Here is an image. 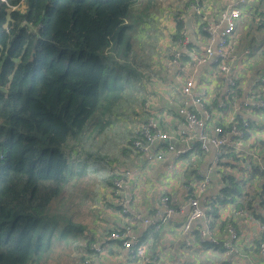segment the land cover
I'll return each mask as SVG.
<instances>
[{"label": "trees", "instance_id": "obj_1", "mask_svg": "<svg viewBox=\"0 0 264 264\" xmlns=\"http://www.w3.org/2000/svg\"><path fill=\"white\" fill-rule=\"evenodd\" d=\"M139 1L0 0V264H27L39 250L44 214L75 173L64 148L87 131L99 106L116 103L135 88L145 91V99L152 73L148 64L141 73L138 61L130 59L134 56L130 34L141 33L144 40V30L151 27L147 22L156 16L147 5L138 8ZM263 7L249 6L252 13L247 14L255 23ZM176 16L174 42L183 28L179 11ZM152 33L147 34L157 44ZM135 121V133L130 129L125 136L127 145L120 157L137 152L132 140L139 136L142 121ZM82 166L79 175L87 163ZM252 168L251 179L264 177L259 163ZM112 179L107 172L109 203L119 210L112 204ZM194 180L185 183L190 194ZM245 181L224 176L225 186L209 203L215 209L212 228L221 217L215 204L253 208L254 216L262 218L258 207L264 208V182L249 196ZM227 223L221 219L219 226ZM150 230L158 234L155 227ZM80 261L83 264V258Z\"/></svg>", "mask_w": 264, "mask_h": 264}, {"label": "crops", "instance_id": "obj_2", "mask_svg": "<svg viewBox=\"0 0 264 264\" xmlns=\"http://www.w3.org/2000/svg\"><path fill=\"white\" fill-rule=\"evenodd\" d=\"M199 1L202 4H198V10L191 7V4L185 6L186 9L178 7L183 28L175 39L177 40L182 33L189 39V44L185 47L187 55L184 59L186 64L184 74L179 73L171 61V56L176 49V40L174 42L173 35L178 33L176 30L178 20L174 11L164 23L167 25V30L162 37L156 31L153 35L154 38L159 39V42L153 58L154 64L151 67L152 75L148 90H146L147 96L143 104L145 114L140 115V119L142 118L143 122L149 118L155 119L160 128L173 137L170 143L156 141L152 145L151 153L161 151L164 154L163 159L148 161L145 154L132 151L126 155L124 162L127 163L121 164L134 173L132 182L125 187V196L130 211L129 217L133 216L137 219L132 226L133 234L135 237H139L148 253L156 259L157 264H264V251L257 247L258 242L264 241L262 237L264 230H261L260 227L261 224L264 225V208L259 209L257 206L258 213L263 219L255 218V221H250L238 214L240 207H236L234 204H215L221 217L211 230L213 235L220 240V244L201 241L200 230L207 226L206 221L202 218L195 220L189 230H184L190 195L186 188L187 184H185L187 181L190 183L192 179L200 180L202 176L208 177L209 185L199 197L204 208L217 197L218 192L225 186L224 176L231 175L236 181H252L256 190H259V185L264 182V177L251 179L253 164L254 162L258 163L257 154L261 161H264V109L251 110L239 106L240 102L253 94L260 93L264 97V84L256 86L259 80L264 78V58H258L257 55L264 45V29L259 27L252 16L247 14L252 13L249 6L264 4V1L246 0L241 2L243 19L246 23L251 22L253 26L247 36L243 38L238 29L242 17L238 19L236 26L238 48L235 52V59L230 62V67L231 75L240 81L239 90L236 89L237 98L235 101L233 103L228 101L224 108H218V103L225 94L226 81L221 76L212 75L214 66L212 60L197 69L192 67V62L208 43V36L200 30V25L218 21L220 12L235 0ZM159 45H161L160 48ZM246 49L249 50V53L245 52ZM187 80L193 83L191 88L193 93L201 90L208 92V107L215 114L217 121L226 124L230 120L234 121L241 117H249L251 121L248 137L244 141H237L232 146L226 145L222 149L225 156L218 164L214 162L213 150L204 152L199 148V143L194 138L187 139L179 134L180 128L186 124V117L179 109L185 104L184 99H190L183 88ZM193 111L203 116V113L196 107ZM212 127V122H208L205 129L212 132ZM194 130L198 131L199 129L195 128ZM257 140H260L261 143H257ZM170 145L174 146L173 150L169 148ZM178 150L184 152L177 158L176 151ZM239 152H242L243 155L239 156ZM245 153H253L252 160V155L247 159L244 156ZM110 164L113 163L110 161L106 167L109 174ZM228 168L232 171L231 173L228 172ZM232 168H240L243 171V176L237 177ZM165 189L167 191L162 192ZM165 194L169 195L170 204L175 207V212L166 218H164L166 211L162 199ZM113 203L118 206L116 201L112 200ZM252 209L251 211L254 210ZM109 210L101 211L100 209L96 213V216L100 214L99 220H94V225L91 228L80 226L76 228L74 236L79 240V244L76 248L77 253L74 255L77 256V264H82L81 258L85 264L84 261L89 256H92L94 264H139L122 249L120 241L109 239L111 230L121 229L128 225L126 217L121 215L113 205L109 206ZM146 218L154 219L155 224L145 223L144 219ZM221 219H228V223L233 224L238 232V238L234 241L232 248H226L223 244L230 238V234L226 227L227 224L224 228L219 226ZM151 227H155L158 231L156 236L151 233ZM88 239L91 240L88 241ZM94 240H98L103 245L104 253L101 257L92 255V251L89 252V245ZM38 264L49 263L42 261Z\"/></svg>", "mask_w": 264, "mask_h": 264}, {"label": "built area", "instance_id": "obj_3", "mask_svg": "<svg viewBox=\"0 0 264 264\" xmlns=\"http://www.w3.org/2000/svg\"><path fill=\"white\" fill-rule=\"evenodd\" d=\"M241 1H233L229 6L224 8L220 12V18L216 22L203 23L200 25V30L206 33L208 36V43L200 50L195 59L192 62V67L197 69L204 64L207 65L209 60H212L214 66L212 69V75L221 76L226 81V91L223 98L218 103V108H224L227 106L228 101L233 103L237 98L236 89L239 88V84L235 76L231 75L230 62L235 59V52L238 48L236 41V26L238 19L243 15V6ZM191 7L198 10V4L191 3ZM256 24L263 26L264 29V7L258 13ZM176 49L171 56L172 63L176 66L179 73L184 74L186 72L185 47L189 44V39L183 35V33L176 40ZM246 53L249 50L246 49ZM231 75V76H230ZM260 84H264V78L259 80L257 87ZM193 83L187 80L185 84L184 92L190 96V99H184V105L180 107V112L186 117V124L180 128V133L187 139L194 138L199 143V148L204 152L214 151V162L218 164L225 156L222 149L226 145H234L237 141H244L248 137V133L251 130V121L249 117H241L234 121H229L226 124H222L217 121L215 114L208 107V92L201 90L200 92L193 93L191 91ZM239 90V89H238ZM240 107H246L251 110L264 109V97L259 94H253L251 97L243 100L239 103ZM196 107L203 113V116L198 115L194 110ZM208 122H212V132H208L205 126ZM181 126V125H179ZM198 128V131L194 129ZM137 138L132 140V146L139 153L146 155L148 161L160 160L164 158V154L159 151L157 153H151L152 145L156 141L160 143L172 141L173 135L168 134L166 131L160 128L158 122L149 118L146 122H142L138 127ZM170 149H174L173 145L169 146ZM184 151L178 150L177 158L181 156ZM256 160L258 161L261 169L264 172V161H261L257 154ZM110 174L112 176V197L118 203L119 211L121 215L126 217L128 225L121 229H113L109 233V239L120 241L121 247L139 264H157L156 259L147 253L146 247L141 243L139 237H135L133 234V224L137 220L136 217H129V204L125 196V187L132 182L134 173L129 168L124 167L121 164L113 163L109 166ZM200 179V176H199ZM209 185V179L207 176H202L200 180H195L192 183L193 193L188 197V213L184 223V230H189L195 220L202 218L206 221L207 226L200 230V239L203 242L211 241L215 244H220V240L213 235L211 230V212L214 211V207L211 204L206 205V208L202 207L200 203V195ZM189 191L190 186L186 185ZM163 205L165 207L164 218L170 216L175 212V207L170 204L169 195L165 194L162 197ZM238 214L250 221H255V216L251 210L244 207L238 209ZM161 220V219H159ZM154 219H144L147 224H155ZM227 230L230 234V238L224 241L226 248H232L234 241L238 238V232L233 224L227 223ZM261 230H264V225L261 224ZM92 255L101 257L104 253L103 245L94 240L89 245ZM260 249L264 251V241L260 243ZM85 264H94L92 256L85 259Z\"/></svg>", "mask_w": 264, "mask_h": 264}, {"label": "rangeland", "instance_id": "obj_4", "mask_svg": "<svg viewBox=\"0 0 264 264\" xmlns=\"http://www.w3.org/2000/svg\"><path fill=\"white\" fill-rule=\"evenodd\" d=\"M184 1L142 0L141 4V0L139 1L138 8L147 5L149 13L156 16L154 22H147L151 24V27L144 30V40L141 38V33L138 34V37L130 34L133 41L131 54H134V56H130V59L138 61L141 73L147 68V64L150 69L154 64L153 58L158 44H155L156 40L150 38L147 33L154 31L152 33L154 35L156 31L162 37L165 30H167V25L164 23L171 17V13L174 11L175 15L178 7L186 9V2L184 3ZM167 6L169 8H165ZM251 26H253L251 22L246 23L245 19L241 18L238 29L243 38L247 36ZM133 30L135 29H131V31ZM263 52L262 50L257 52L258 58H264ZM143 95L145 96V91H140L138 88L136 90L135 88L129 95L126 93L116 103L111 102L109 105L105 102L107 105H100L91 118L87 131L82 133L79 139L70 140L69 144L65 146V152L75 173L69 179L66 189L64 188L62 193L53 200V206L45 212L41 231L38 233L42 238L41 241L38 240L40 248L37 252L33 251L27 264H38L42 261H47L49 264H77L78 259L74 255L77 253L76 248L79 244V240L74 236L76 228L79 226L91 228L94 225V220H99L100 214L96 216V213L100 209L101 211H110V197L107 194L108 186L104 181L108 171L103 170V166L106 168L110 161L112 163H127L124 162L126 155L120 157V154L122 153L121 150L127 145L125 136L130 134V129L132 133H135V120L137 119L141 123L142 118L140 119V115L145 114ZM109 109L112 111L109 112ZM134 110H137V116H133ZM256 142L261 143L260 140ZM73 143H76V146H73ZM75 149H77L76 152ZM242 155V152H239V156ZM244 156L247 159L251 156L252 160L253 153H245ZM112 157L118 159L113 162ZM83 163H87V167L84 168L85 172L79 175L78 171L82 169ZM228 170L229 173L232 172L230 168ZM232 170L235 171L237 177L243 176V171L240 168H232ZM165 191L167 190L165 189L162 192ZM255 191L256 186L252 181L245 183V192L249 196L254 194ZM70 222L73 224H70ZM197 253L199 254L198 250Z\"/></svg>", "mask_w": 264, "mask_h": 264}]
</instances>
